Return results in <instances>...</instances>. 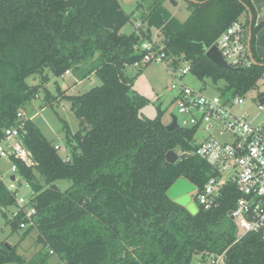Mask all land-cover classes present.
<instances>
[{"label": "trees", "instance_id": "16d2710c", "mask_svg": "<svg viewBox=\"0 0 264 264\" xmlns=\"http://www.w3.org/2000/svg\"><path fill=\"white\" fill-rule=\"evenodd\" d=\"M204 2L206 0H196ZM186 22L170 16L162 4L143 14L142 26L131 34V21L118 0H0V142L5 131L25 124L20 143L32 152V166L12 157L33 194V221L24 211L9 224L13 231L27 224L23 237L37 229V242L64 264H196L207 254H227L226 264H264V243L248 234L236 242V225L229 214L240 194L227 187L218 206L197 214L168 196L180 179L204 188L214 175L197 156L195 130L167 131L164 112L142 114L150 100L133 90L125 70L144 54L136 50L150 42L175 63L190 64L200 81L224 82L223 93L244 96L264 76V60L255 53L256 14L250 0L190 2ZM251 48L262 65L226 70L207 58V51L236 21L249 28ZM152 29L163 42L154 43ZM71 72L83 80L96 75L102 82L86 94L70 97L80 130L69 138L72 155L64 162L35 120L19 114L37 98L27 80L47 72L62 77ZM180 159L168 164L166 156ZM68 180L62 191L56 182ZM16 199L0 181V209ZM30 223V224H28ZM45 259L42 261L44 262ZM22 264L16 247L0 240V264Z\"/></svg>", "mask_w": 264, "mask_h": 264}, {"label": "built area", "instance_id": "2783aa9c", "mask_svg": "<svg viewBox=\"0 0 264 264\" xmlns=\"http://www.w3.org/2000/svg\"><path fill=\"white\" fill-rule=\"evenodd\" d=\"M248 30L243 20L236 21L214 44L226 63L234 69L244 70L253 66L248 47ZM136 50L144 54V57L134 64L135 67L170 61V57L150 42H143L136 46ZM181 73V79L190 74V64ZM70 74L69 71L66 73V75ZM259 98L261 100L257 108L259 113H263L264 98L263 96ZM172 103L178 106L179 113L184 116L181 120L177 116L178 129L195 130L194 153L206 161L214 172L204 188L197 193V204H195L207 210L212 209L218 206L227 187L234 186L240 198L229 217L236 225V242L248 234H254L264 243V120L259 123L258 118H251L244 110V96L232 95L228 92L209 97L203 91L182 85ZM22 115L20 113L19 117L21 118ZM24 126L25 124L22 123L18 127L6 129L5 138L0 142V161H10L11 173L15 176L14 181L11 180L12 176L9 178V184L4 183L2 179L0 181L15 196L19 210L24 211L29 222H32L36 209L30 201L17 198L16 183L19 172L12 162L13 157L27 166L34 165L32 152L26 150L20 143ZM198 133H202L201 139L197 138ZM55 149L59 151L61 148L55 146ZM63 159L64 162L70 160V158ZM26 183L27 188H31L30 184ZM28 204L31 206L30 211L26 210ZM26 226L27 224H22L21 228L24 229ZM240 229L242 234L239 233ZM226 262L225 252L204 255L196 264H226Z\"/></svg>", "mask_w": 264, "mask_h": 264}, {"label": "rangeland", "instance_id": "374dc122", "mask_svg": "<svg viewBox=\"0 0 264 264\" xmlns=\"http://www.w3.org/2000/svg\"><path fill=\"white\" fill-rule=\"evenodd\" d=\"M123 10L130 15L131 21L122 29V33L131 34L138 27L142 26L143 14H148L155 4H162L167 13L177 18L180 22H186L193 13V6L187 0H118ZM154 43L161 44L163 36L160 31L152 29ZM257 57H259L257 55ZM189 67L185 61L175 63L174 58L170 57L168 63H150L147 66L135 67L128 66L125 74L133 80V90L150 100V104L142 109V114L149 118H155L158 114V107L164 112L163 122L166 125L171 123V116L176 115L181 119L184 118L178 111V106L172 103L174 97L179 93L182 85L191 89L203 91L209 97L219 96L221 90L225 86L224 82L214 84L206 80L200 81L192 73L184 76L180 75L182 70ZM48 80L42 83L40 76H32L27 83L37 88V98L27 104L22 111L25 118L33 120L41 119L44 126L41 127L43 135L59 150L62 158H70L72 155V147L74 144L72 135L80 130V122L72 110L70 97L80 96L88 93L92 89L101 86V80L93 75L86 79H79L73 73L62 77H55L47 72ZM96 79V81H93ZM177 80V81H176ZM260 96L264 98V76L258 82L255 90L244 95V110L247 111L251 118H258L257 122L262 123L264 120V112L259 113L258 103ZM13 176L11 173L10 161H0V180L9 184V178ZM2 177V178H1ZM71 181L62 180L56 182L60 190L65 191L71 186ZM17 198H24L30 201L33 191L27 188V183L17 175ZM199 190L193 191L190 196L194 203L197 204L196 195ZM26 210L30 211L31 206L26 205ZM19 206L7 207L0 209V240L11 247H16L17 254L22 257V264H64L61 257L57 254H49V249L45 248L41 243L37 242L38 231H33L23 237L25 229L13 231L9 221L17 216ZM30 224V223H28ZM28 227V226H27ZM237 230V229H236ZM242 234V230H239ZM45 259L44 262H42ZM16 264V263H8Z\"/></svg>", "mask_w": 264, "mask_h": 264}, {"label": "water", "instance_id": "95a60500", "mask_svg": "<svg viewBox=\"0 0 264 264\" xmlns=\"http://www.w3.org/2000/svg\"><path fill=\"white\" fill-rule=\"evenodd\" d=\"M189 2H193L196 4H205L210 2L211 0H206L204 2H199L196 0H187ZM172 3L177 6V3L174 2V0H172ZM247 11L249 12V21H250V25H249V32H248V47H249V54H250V59L253 63L254 66H260L262 64L258 63L257 60L254 58V55L252 53V48H251V41H252V30H253V22H254V18L252 13L250 12V9L248 7H246ZM207 58L214 63L215 65H217L220 68L226 69V70H232L233 68L230 67L226 61L224 60L223 56L221 55L220 51L218 50L217 46H212L208 51H207ZM263 101V100H262ZM171 123L169 125H167V131L168 132H174L176 130H178V122H177V116L176 115H172L171 116ZM36 123L38 124L39 127L44 126V122L41 119H37ZM202 133H198L197 138L201 139ZM180 157L179 155L174 152V151H170L167 156H166V161L168 164H175L177 161H179ZM11 180L14 181L15 180V176L11 177ZM196 190V187L194 185H192L191 183H189L187 180L185 179H180L178 180L168 191V196L176 201V203L182 205L183 207H186L187 210L195 215L198 212V207L197 205L192 201V198L190 196V194ZM233 220V219H232ZM7 247H9L8 244H6Z\"/></svg>", "mask_w": 264, "mask_h": 264}, {"label": "crops", "instance_id": "0c3cea01", "mask_svg": "<svg viewBox=\"0 0 264 264\" xmlns=\"http://www.w3.org/2000/svg\"><path fill=\"white\" fill-rule=\"evenodd\" d=\"M256 16V25H263L256 36L255 53L264 60V0H250ZM143 17V16H142ZM96 81V79H93Z\"/></svg>", "mask_w": 264, "mask_h": 264}]
</instances>
